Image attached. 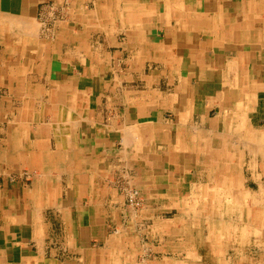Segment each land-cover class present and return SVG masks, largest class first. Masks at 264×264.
Listing matches in <instances>:
<instances>
[{"label": "crops", "instance_id": "0c3cea01", "mask_svg": "<svg viewBox=\"0 0 264 264\" xmlns=\"http://www.w3.org/2000/svg\"><path fill=\"white\" fill-rule=\"evenodd\" d=\"M0 135V264H264V0H0Z\"/></svg>", "mask_w": 264, "mask_h": 264}, {"label": "rangeland", "instance_id": "374dc122", "mask_svg": "<svg viewBox=\"0 0 264 264\" xmlns=\"http://www.w3.org/2000/svg\"><path fill=\"white\" fill-rule=\"evenodd\" d=\"M131 192H132V194L135 192V193H137V196H138V200H140V194L138 193V191H136V190H129L128 191V193H129V195L127 194V201H128V199H129V197L131 196ZM139 202V204L140 205H138L137 207H133V206H131L130 204H129V202H127V205L131 208V210H133V211H135L136 213L139 211V210H141V206H142V201L140 200V201H138ZM138 208V209H137ZM206 210V209H205ZM208 210H210V209H208ZM166 211H169V210H166ZM201 211H202V213H201ZM203 208H200V216H202L203 215ZM175 215V213H167V214H163V216H164V219L165 220H168V221H171L172 220V218H173V216ZM172 216V217H171ZM214 226V228L213 229H215V231H217V228L219 229V226L220 225H213ZM229 227H234V225H231V224H229L228 225ZM154 230H155V226H154V223H153V221L152 222H150V223H148V225L147 226H145V228L143 227L142 229L141 228H136V232L138 233V232H145V233H148V235H149V233L151 234V235H153L154 234ZM218 238V237H217ZM168 241L169 240H167V239H165V241L163 242V245H164V248H170L171 246H168L167 245V243H168ZM146 243H150V244H152V245H157V246H160V241L159 240H157V239H150V240H146L145 241ZM220 242L221 241H219V240H214L213 239V241H212V243H214L215 245L216 244H220ZM223 242H225V241H223ZM137 247H136V244H135V247L134 248H136V253L140 256L142 253H140L139 254V250L142 248V245H140V243L137 241ZM156 246V247H157ZM217 247H219L218 245H216ZM219 249H220V247H219ZM224 251H225V248L223 247L222 248ZM150 256H151V252L149 251V253H148V255L147 256H145V258H147V259H149V260H151L150 259ZM140 257H142V255L140 256ZM143 258V257H142ZM143 260V259H142ZM213 264H216L215 262H213Z\"/></svg>", "mask_w": 264, "mask_h": 264}, {"label": "bare ground", "instance_id": "6f19581e", "mask_svg": "<svg viewBox=\"0 0 264 264\" xmlns=\"http://www.w3.org/2000/svg\"><path fill=\"white\" fill-rule=\"evenodd\" d=\"M260 1V0H259ZM196 3V2H195ZM239 3V2H238ZM234 5H235V3H234ZM151 10V9H150ZM232 14V13H231ZM229 18V17H228ZM21 20V19H20ZM25 20V19H24ZM22 21V20H21ZM28 21V20H27ZM155 21V20H154ZM23 22V21H22ZM25 22V21H24ZM29 22V21H28ZM21 23V22H20ZM21 24H23V23H21ZM31 24V23H30ZM40 24V23H39ZM38 24V25H39ZM33 25V24H32ZM44 25V24H43ZM88 25V24H87ZM154 25H155V23H154ZM26 26V25H25ZM28 26V25H27ZM41 26V25H40ZM38 28H39V26H37ZM7 28V27H6ZM45 28V27H44ZM81 28V27H80ZM28 30V29H27ZM39 30H40V28H39ZM38 30V31H39ZM43 30V29H42ZM31 31V30H30ZM35 31H37V30H35ZM37 31V32H38ZM29 32V31H28ZM45 31H42V34L44 33ZM217 33H218V31H217ZM48 34V33H47ZM216 34V33H215ZM49 35V34H48ZM139 35V34H138ZM222 36V35H221ZM40 37V36H39ZM23 39V38H22ZM24 39H25V37H24ZM221 39V38H220ZM29 40V39H28ZM29 42V41H28ZM33 45V44H32ZM91 45V44H90ZM22 46V45H21ZM28 46V45H27ZM14 48V47H13ZM243 48V47H242ZM17 49V48H16ZM213 50V49H212ZM28 51V50H27ZM9 52V51H8ZM22 52V51H21ZM24 52V51H23ZM13 55V54H12ZM233 57H234V55H232ZM17 58V57H16ZM208 58V57H207ZM211 59V58H210ZM29 61V60H28ZM29 64V63H28ZM243 64H245V63H243ZM81 69V68H80ZM85 70V69H84ZM78 72V71H77ZM112 74V73H111ZM73 75V74H72ZM182 76V75H181ZM48 77V76H47ZM85 78V77H84ZM112 79H114V78H112ZM66 80V79H65ZM211 81V80H210ZM209 83V82H208ZM124 84V83H123ZM122 84V85H123ZM120 85V84H119ZM133 86V85H132ZM210 87V86H209ZM222 87V86H221ZM167 88V87H166ZM194 88H195V86H194ZM99 89V88H98ZM78 90V89H77ZM175 91V90H174ZM215 91H219V90H216V88H215ZM253 93V92H252ZM31 95V94H30ZM32 96V95H31ZM109 98V97H108ZM117 98V97H116ZM159 99V98H158ZM120 102V101H119ZM115 103V102H114ZM58 104V103H57ZM223 104V103H222ZM54 105V104H53ZM56 106V105H55ZM79 108V107H78ZM89 108V107H88ZM80 110V109H79ZM78 110V111H79ZM116 113V112H115ZM160 114V113H159ZM178 117V116H177ZM50 118V117H49ZM93 119H95V118H93ZM47 121V120H46ZM154 123V122H153ZM73 124V123H72ZM132 125V124H131ZM149 126V125H148ZM5 127V126H4ZM80 128V127H79ZM222 129V128H221ZM122 131V130H121ZM120 131V132H121ZM126 131V130H125ZM129 131V130H128ZM130 131H133L132 129H130ZM214 131V130H213ZM122 133V132H121ZM126 133H128V132H126ZM134 134V133H133ZM122 136H123V133L121 134ZM124 135H125V133H124ZM1 136V135H0ZM124 138V140L125 139H128V138H126L125 136H123ZM130 138H131V136H130ZM122 139V140H123ZM131 142L130 143H132L133 141L132 140H130ZM125 142V141H124ZM126 143H128V141L126 142ZM7 145V144H6ZM78 145V144H77ZM128 145V144H127ZM126 145V146H127ZM132 145H133V143H132ZM123 146L125 147V145L123 144ZM7 147V146H6ZM134 147V146H133ZM132 146H131V148H133ZM128 148H129V146H128ZM131 150V149H130ZM124 151V150H123ZM4 156V155H3ZM41 166V165H40ZM87 173V172H86ZM28 176V175H27ZM40 176V175H39ZM177 176V175H176ZM41 177H42V175H41ZM71 177V176H70ZM115 177V176H114ZM28 178V177H27ZM182 178V177H181ZM116 179V178H115ZM27 180V179H26ZM119 182H121V181H119ZM111 183V182H110ZM82 184V183H81ZM109 184V183H108ZM122 184V183H121ZM128 185V184H127ZM85 186V185H84ZM109 186V185H108ZM114 186V185H113ZM120 186V185H119ZM123 186V185H122ZM121 187V186H120ZM180 187V186H179ZM129 188V187H128ZM149 188V187H148ZM127 189V188H126ZM170 189V188H169ZM133 191V190H132ZM154 191V190H153ZM128 192V191H127ZM244 192V191H243ZM71 193V192H70ZM125 194H127L126 192H124ZM135 193V192H134ZM125 194H124V196H125ZM131 194H132V192H131ZM168 194V193H167ZM170 194V193H169ZM181 194V193H180ZM128 195H129V193H128ZM145 196V195H144ZM156 197V196H155ZM247 196H245V198H246ZM126 199V198H125ZM84 200V199H83ZM140 200H142L141 198H140ZM139 200V201H140ZM126 202V201H125ZM128 202V201H127ZM149 202V201H148ZM65 204V203H64ZM63 204V205H64ZM141 204V203H140ZM139 204V205H140ZM21 205V204H20ZM204 205V204H203ZM67 206V205H66ZM133 207H137V206H133ZM142 207V206H141ZM144 207V206H143ZM142 207V208H143ZM123 208H125V207H123ZM128 208V207H127ZM138 209V208H137ZM158 209V208H157ZM161 209V208H160ZM164 210V209H163ZM171 210H173V209H171ZM135 212V211H134ZM162 212V211H161ZM136 213V212H135ZM180 213V212H179ZM71 214V213H70ZM167 214V213H166ZM162 216V215H161ZM172 217V216H171ZM83 218V217H82ZM263 221H264V219H262ZM65 221V220H64ZM83 223H84V221H83ZM262 223H264V222H262ZM126 224V223H125ZM112 225V224H111ZM139 225V224H138ZM83 226V225H82ZM114 228H116V226L114 227ZM118 228V227H117ZM138 228V227H137ZM142 228V227H141ZM113 229V228H112ZM114 230V229H113ZM113 232V231H112ZM219 232V231H218ZM1 236V235H0ZM168 236V235H167ZM183 243V242H182ZM157 246V245H156ZM63 250V249H62ZM149 250V249H148ZM194 250V249H193ZM254 250V249H253ZM252 252V251H251ZM254 252V251H253ZM145 253V252H144ZM26 256V255H25ZM144 256V255H143ZM254 256V255H253ZM140 257V256H139ZM142 258V257H141ZM145 258V257H144ZM255 258V257H254ZM258 258V257H257ZM212 261V260H211ZM4 262V261H3ZM158 262V261H157ZM8 263V262H7Z\"/></svg>", "mask_w": 264, "mask_h": 264}, {"label": "built area", "instance_id": "2783aa9c", "mask_svg": "<svg viewBox=\"0 0 264 264\" xmlns=\"http://www.w3.org/2000/svg\"><path fill=\"white\" fill-rule=\"evenodd\" d=\"M138 196H137V193H133L131 194V196L129 197L128 199V202L131 206H138L139 205V202H138Z\"/></svg>", "mask_w": 264, "mask_h": 264}]
</instances>
